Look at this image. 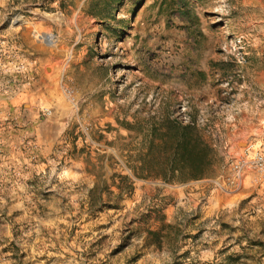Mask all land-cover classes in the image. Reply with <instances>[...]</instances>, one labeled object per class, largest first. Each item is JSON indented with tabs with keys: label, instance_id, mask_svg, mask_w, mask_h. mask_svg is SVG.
<instances>
[{
	"label": "rangeland",
	"instance_id": "374dc122",
	"mask_svg": "<svg viewBox=\"0 0 264 264\" xmlns=\"http://www.w3.org/2000/svg\"><path fill=\"white\" fill-rule=\"evenodd\" d=\"M191 120L211 152L186 179ZM247 146L264 0H0V264H264V168L232 180Z\"/></svg>",
	"mask_w": 264,
	"mask_h": 264
},
{
	"label": "trees",
	"instance_id": "16d2710c",
	"mask_svg": "<svg viewBox=\"0 0 264 264\" xmlns=\"http://www.w3.org/2000/svg\"><path fill=\"white\" fill-rule=\"evenodd\" d=\"M172 129L177 134L171 137V154L169 157L170 174L186 179L198 178L203 173V166L205 165L203 162L207 163L209 161L208 155L211 152V147L205 141L194 120L186 124L175 122L172 125ZM131 168L135 174L137 168L140 172H143L142 165L139 167L137 165H131ZM139 175L140 173H137V176ZM93 191H96V187L90 189V198H92ZM100 196L98 194L96 199L99 200L101 198Z\"/></svg>",
	"mask_w": 264,
	"mask_h": 264
},
{
	"label": "built area",
	"instance_id": "2783aa9c",
	"mask_svg": "<svg viewBox=\"0 0 264 264\" xmlns=\"http://www.w3.org/2000/svg\"><path fill=\"white\" fill-rule=\"evenodd\" d=\"M231 168L234 173L232 180L238 183L245 170L264 168V155L247 146L239 156L231 160Z\"/></svg>",
	"mask_w": 264,
	"mask_h": 264
},
{
	"label": "bare ground",
	"instance_id": "6f19581e",
	"mask_svg": "<svg viewBox=\"0 0 264 264\" xmlns=\"http://www.w3.org/2000/svg\"><path fill=\"white\" fill-rule=\"evenodd\" d=\"M245 171H246V170H245ZM245 171H244V172H245ZM241 177H242V175H241ZM241 177H240V179H241Z\"/></svg>",
	"mask_w": 264,
	"mask_h": 264
}]
</instances>
